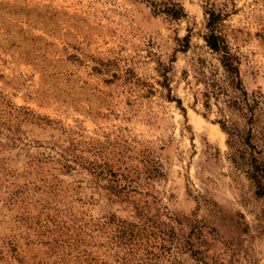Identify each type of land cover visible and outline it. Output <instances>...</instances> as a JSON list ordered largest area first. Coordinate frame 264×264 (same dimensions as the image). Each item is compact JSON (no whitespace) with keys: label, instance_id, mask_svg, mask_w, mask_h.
<instances>
[{"label":"rangeland","instance_id":"1","mask_svg":"<svg viewBox=\"0 0 264 264\" xmlns=\"http://www.w3.org/2000/svg\"><path fill=\"white\" fill-rule=\"evenodd\" d=\"M79 252L264 264V0H0V264Z\"/></svg>","mask_w":264,"mask_h":264},{"label":"trees","instance_id":"2","mask_svg":"<svg viewBox=\"0 0 264 264\" xmlns=\"http://www.w3.org/2000/svg\"><path fill=\"white\" fill-rule=\"evenodd\" d=\"M154 6V13L155 14H167L170 16L172 19H181L185 16L184 9L177 5V4H172V6H167L164 8H159L156 5ZM207 18V29H208V34L204 37L205 42L207 46L214 51L215 53H218L221 56V62L226 69V71L232 75H236V77H239V70H238V61L237 58L231 54L226 39L224 36L219 31V25L222 22L223 15L221 12L217 11L213 6H208L206 7L205 11ZM119 227L122 230H125L123 232V236L126 235H131L133 236L135 233V229L133 226L125 224V223H119ZM12 251L17 254L19 250L18 244L12 241ZM65 255L62 254V256L58 255L56 257V260L54 263H64L65 262ZM88 257V253L85 252L83 254H80V252L77 255V259L80 260V264H86L85 263V258ZM50 264V263H48Z\"/></svg>","mask_w":264,"mask_h":264}]
</instances>
